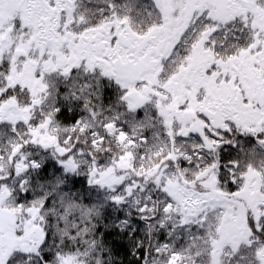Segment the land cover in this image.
<instances>
[{"label": "snow or ice", "instance_id": "6c2138e0", "mask_svg": "<svg viewBox=\"0 0 264 264\" xmlns=\"http://www.w3.org/2000/svg\"><path fill=\"white\" fill-rule=\"evenodd\" d=\"M0 264H264V0H0Z\"/></svg>", "mask_w": 264, "mask_h": 264}]
</instances>
